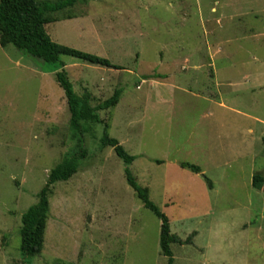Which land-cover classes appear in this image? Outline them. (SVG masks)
Segmentation results:
<instances>
[{
	"label": "rangeland",
	"instance_id": "obj_1",
	"mask_svg": "<svg viewBox=\"0 0 264 264\" xmlns=\"http://www.w3.org/2000/svg\"><path fill=\"white\" fill-rule=\"evenodd\" d=\"M57 17L46 26L53 42L111 65L61 57L70 81L93 105L123 89L100 117L171 233L190 240L171 245L173 264H264V193L252 187L264 177V0H85ZM54 73L0 46V264L21 261L22 214L80 149L77 173L52 187L31 264H168L159 219L100 148L103 124L82 145L70 131Z\"/></svg>",
	"mask_w": 264,
	"mask_h": 264
},
{
	"label": "trees",
	"instance_id": "obj_2",
	"mask_svg": "<svg viewBox=\"0 0 264 264\" xmlns=\"http://www.w3.org/2000/svg\"><path fill=\"white\" fill-rule=\"evenodd\" d=\"M85 0H0V46H13L19 52L53 67L54 79L62 89L67 102L69 113L68 125L73 136L77 137L80 145L84 135L90 132V126L103 124L104 133L100 139V148H111L115 155L123 162L125 179L134 191L137 199L145 209L152 212L160 221L159 246L161 254L167 258L168 264H173L172 244L183 245L189 243L180 240L171 233L169 219L150 200L149 189L140 186L129 170L135 157L129 155L116 139L107 134L110 119L104 120L100 112L115 109L118 105L122 88L115 89L113 95L93 105L94 99L86 88L70 81L65 71V64L61 57L67 56L81 62L101 67H111L110 63L95 55L87 54L51 40L46 31V26L57 22L60 12L72 8L76 3ZM71 18L70 16L67 19ZM152 78L149 76L143 77ZM85 150L80 149L76 155H67L49 172L45 186L37 196V202L30 206L21 216L20 254L21 261L16 264H31V258L39 256L44 248L45 231L49 219V196L52 187L59 182H67L78 171V159L84 158ZM182 168L189 169L195 174L201 173L198 166L182 163ZM252 187L264 193V177L255 174Z\"/></svg>",
	"mask_w": 264,
	"mask_h": 264
},
{
	"label": "crops",
	"instance_id": "obj_3",
	"mask_svg": "<svg viewBox=\"0 0 264 264\" xmlns=\"http://www.w3.org/2000/svg\"><path fill=\"white\" fill-rule=\"evenodd\" d=\"M212 189V188H211Z\"/></svg>",
	"mask_w": 264,
	"mask_h": 264
}]
</instances>
